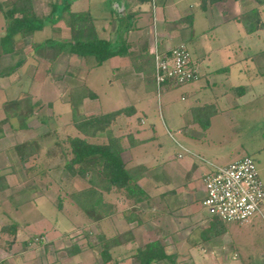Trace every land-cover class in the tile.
<instances>
[{"label": "rangeland", "instance_id": "1", "mask_svg": "<svg viewBox=\"0 0 264 264\" xmlns=\"http://www.w3.org/2000/svg\"><path fill=\"white\" fill-rule=\"evenodd\" d=\"M156 1L141 0L130 5L127 2L122 3V0H40L37 9L46 14H50L51 2L57 3L56 12H61L60 6L64 2L70 4L71 12L87 10L91 26L70 31V27L63 19L68 17L65 11L61 13L62 20L52 25L51 22L46 23L41 32L27 38L26 44L21 39L16 40L15 48L28 57L20 70L10 76L0 77V122L5 119L1 104L6 100L20 97L19 94L22 92L30 94L32 102L37 103V106L34 115L26 121L25 129L19 128L16 118H11L0 125L3 133V138L0 140V185L3 181L9 187L8 191L0 192V264H100L101 239H112L129 231L132 236L130 242L110 248L111 262L133 264L131 257L136 249L157 241L163 248L164 254L172 258L153 264H188L183 254L182 256L172 254L175 243H179L174 238L171 239L169 237L171 234L168 232L170 225L174 226L178 217L173 212L174 205H171L174 203L172 201L174 198L169 195L173 186L170 184L167 165L156 166L159 158L171 154L174 145L172 140L178 142L181 139L177 134L178 129H182L187 137L195 136L192 137L194 138L192 141H187L191 147H188L187 154L190 155L189 151L194 154V156L190 155V158L194 159L197 165H201L198 161L200 157L212 161L217 167H224L244 156H249L254 159L264 186V66L258 69L256 63H253L250 65L251 68L245 70L239 65L233 73L234 78L229 82L233 87H247L248 92L240 98L232 96L222 98L219 103L222 104L221 113L213 114L207 127L201 125L203 123H194L188 127L180 118L186 105H190L189 100L188 102L184 99L180 100V94L187 88L165 89L160 97L161 107L158 109L159 99H156V93L152 90V95L148 94L151 91L153 78L147 66H144V79L135 85H142L148 93L145 96L140 94L138 98L139 93L131 90L130 85L129 88H122V84L134 83L136 79L130 75L114 72L109 61L93 67L91 61L82 65L74 56L62 55L55 58L54 54L46 53L41 60L33 58L31 42H41L46 38L83 41L94 37H104L112 41L114 35L113 33L110 35L109 30L114 29L118 24H123L122 26L127 24L129 31H132L130 28L136 29L127 38L128 41L136 38L140 49L146 44L150 7L154 6ZM253 4L256 6L254 2ZM242 5L245 6L244 3ZM216 10L219 8H215ZM128 11L131 15L137 12L140 19L131 21L132 17L128 16ZM260 15L264 23V5L260 8ZM216 18L214 15L206 21L210 23ZM237 24L241 30L234 33V38H239L240 54L251 56L253 62L264 57V28L248 37L242 30V24ZM200 27L196 19V28L200 29ZM2 29L3 19L0 15V35L3 33ZM222 29H218L223 37L222 42L232 40V33L230 32L231 38L226 40ZM208 36L209 34L200 35L198 46H191L189 43V50L194 57L202 56L205 52L207 54L209 50L219 51L223 48L226 51L225 47L220 48L219 44H213ZM218 56L226 58L228 55L219 51ZM17 60L16 66L21 63L22 57ZM9 62L8 58L0 62V74L7 71ZM246 63L248 64V61ZM137 65L138 63L131 64L127 73L131 75L135 73ZM54 75H63L64 78L58 81L54 79ZM201 80L203 82L200 83L204 86L206 81ZM223 89H227V86ZM89 92L95 96V100H89L84 96ZM68 98L76 101L77 111L81 115L114 111L128 102L133 103L139 99L141 101L139 106L145 111L144 115L138 114L128 118L125 121L124 131H120L124 135L130 132L128 126L136 127L141 134H134L133 137L138 140L149 137L151 133L148 128L150 123L147 120L152 119L155 122L157 120L159 123L162 132L160 134L157 130L158 139L155 142L144 144L141 149L139 148L141 151L139 153L131 149L121 155L127 169L131 173L136 171L139 173L136 183L147 196L146 201L138 206L136 212L139 224L125 223L122 212L126 208L129 209V204L121 197L112 194L105 196V199L115 206L116 214L110 220L98 224L84 220L77 214L76 209L68 205L66 196L85 189L87 185L77 177H70L63 169L60 154L53 148L55 137L53 138L51 134L47 137L42 136L53 133L63 139L68 135H76L71 128ZM232 98V101L223 104L225 100ZM140 116L145 119L144 126L135 124L137 117ZM141 120L143 119L140 118V122ZM161 122L164 123V127ZM34 139L41 146L39 154L29 159L26 166H22L13 148L15 145ZM182 154L187 155L184 152ZM133 157L138 161L131 163ZM142 166L146 167L147 173L140 169ZM57 198L62 201L60 210L55 206ZM179 198H177L178 204L181 203L182 196ZM251 220L252 224L249 225H227L229 238L233 240V244L240 246L238 251L245 264H264V212L263 218L253 216ZM11 227H15L14 234L3 230ZM73 246L77 247L80 253L69 258L66 249Z\"/></svg>", "mask_w": 264, "mask_h": 264}, {"label": "trees", "instance_id": "2", "mask_svg": "<svg viewBox=\"0 0 264 264\" xmlns=\"http://www.w3.org/2000/svg\"><path fill=\"white\" fill-rule=\"evenodd\" d=\"M226 1L228 0H200V8L203 10L207 6ZM252 1L256 4L255 7L239 14L233 19L237 23L242 24V30L247 36L253 35L264 28V23L260 15V8L264 5V0ZM39 5L40 0H0V15L3 19V33L0 35V62L6 58L13 59L12 57L16 53L15 42L17 39L23 40L26 44L27 38L34 33L41 32L46 23L51 22L52 25L62 20L61 13L65 11H67L68 17L63 19H65L67 26L70 27V31L75 28L85 29L91 26L88 11L71 12L68 2L62 3V6H60L61 12H56L58 5L56 2H51L49 5L51 10L50 14L40 12V10L37 9ZM117 15H119V13ZM191 20V16H186L178 23L184 24L185 27L189 28L192 24ZM122 25L118 24L113 41L105 39L104 37H94L83 41L46 38L41 42H31L30 48L35 56L32 55L34 58H38V60L43 59L46 53H52L54 57L62 55L74 56L79 59L82 65L91 61L93 67L100 66L105 61L116 56H128L132 65L138 63L136 70H143V76L145 75L144 66L148 67L153 78L150 90L156 93L157 99L162 96L165 89L185 87L198 80L199 76L191 60L189 48L185 43H180L178 45H183L185 51L189 54V61L185 67V72L191 74L193 77L177 85L175 78H169L159 84V87L156 86L154 50H156L157 54H165L166 57L169 58L172 56L171 50L175 49L178 45L166 51H161L157 46L150 51L146 44L140 49L135 48L133 50L134 45L126 38V34L129 31V29H127L128 26L127 24L124 26ZM49 61L51 63L53 62L52 60ZM254 63H256L258 69L264 66V57H261V59L256 60ZM8 68L4 75L9 76L17 71L13 69V65H8ZM54 77V79L58 81L64 78L63 75H54ZM247 91L248 89L245 86L230 87L228 89L232 97H240ZM19 96L20 97L13 100H6L1 104L5 119L0 122V125L9 121L11 118H16L19 122V128L25 129V123L34 115L37 103L32 102L31 95L26 92L20 93ZM84 96L89 100L96 99L90 92L84 94ZM84 96H82L81 99H83ZM68 100L71 109V128L76 135H68L63 139L55 136L53 133L42 135L43 137H47L51 134L53 138L55 137L56 141L53 142V148L60 154L63 169L70 177H77L87 185L85 189L66 196L68 205L76 209L77 214L81 215L84 220L91 224H98L102 221L110 220L111 217L116 214L115 206L107 201L108 199H105V196L112 194L115 197H121L124 202L129 204V209L126 208L122 212L125 223L130 224L131 222H136L139 224L140 221L136 212L139 209L138 206L146 201L147 196L136 183V177L139 173L137 171L131 173V171L127 169V165L122 160L121 155L126 150L129 151L146 142H154L157 137L152 130L153 127L149 125L148 128L151 133L147 139L138 140L133 137L135 133L140 131L136 127L127 125L130 127V132L124 135L120 133L121 130L124 131L126 125L125 121L135 114L134 109L131 107L120 108L105 113L98 112L97 114L81 115L77 111L76 101L73 98H68ZM212 109L213 108L210 106L194 109L196 112L192 111L193 122L199 124L203 123L201 125L207 127L210 117L214 114ZM140 118L141 117H137L136 125H138ZM2 138L3 133L0 127V140ZM124 141L127 145H125L126 143ZM13 149L19 163L22 166H26L29 159L39 154L41 146L37 140L34 139L15 145ZM52 152L51 150V153ZM245 157L246 156L241 159ZM8 189L9 187L2 181L0 192L4 193L8 191ZM61 204V199L57 198V203L55 205L56 209L60 210L62 207ZM212 220L213 224L209 228V234L212 236L223 233L225 225L230 224L223 223L215 217H212ZM14 228L15 227L5 228L3 230H7L9 233L14 234ZM131 239L132 236L130 231L126 234H119L112 239H101L102 245L99 252L100 264H116L115 262H111L112 259L109 253L110 248L128 243ZM111 240L112 242H110ZM79 253V249L75 246L66 249V254L69 258ZM171 258L172 257L164 254L163 248L160 246L159 242L152 241L136 249L135 254L131 257V261L133 264H153L159 263L160 261H168L171 260Z\"/></svg>", "mask_w": 264, "mask_h": 264}, {"label": "crops", "instance_id": "3", "mask_svg": "<svg viewBox=\"0 0 264 264\" xmlns=\"http://www.w3.org/2000/svg\"><path fill=\"white\" fill-rule=\"evenodd\" d=\"M136 1L141 2V0H122V3L127 2V4L133 5L136 3ZM243 3L245 6L242 5ZM252 3V0H228L223 3L207 6L203 10L200 8V0H158V2H155L154 6L151 5L149 13L151 22L149 21L147 26L148 37L146 41V46L150 51L156 46L161 51H166L180 43H185L188 48L190 45L198 46L197 42L200 40L199 36L209 34L208 37L210 40H212L213 44H219L220 48H226V51L223 48L219 49V51L225 52V54L228 55L226 58H221L218 56L219 51L215 49L212 51L209 50L207 54L206 52L205 54L203 53L202 56L199 55L198 57H194L191 50H189L191 53V60L197 70L199 78L194 83L185 86L187 89L180 94V100L184 99L187 102L188 100L190 101V105H186L185 111L182 113V115H180L182 123L184 125L187 124L185 126L189 127L194 125L192 120V111L196 112L194 109L210 106L213 108L212 112H214L215 115L221 113L220 106L222 104L219 103L222 98L231 96L230 92H228V89L233 87V84L229 81L234 78L233 73L236 71V68H238L240 65L243 69L247 70L248 68H251L250 65H253L254 62L252 61L251 56H242L240 54L241 50L238 45L239 38H234V33L236 31L240 32L241 29H239L240 27L238 26L237 22L233 20L234 17L238 16L239 14L255 7L254 4L252 5ZM215 8H219V10L215 11ZM214 15L217 17L214 21L210 23L206 21L208 18L214 17ZM128 16L132 17L131 21L133 22L136 21V19H140L137 12H134L133 15H131L128 11ZM186 16L192 17V24L189 28L185 27L184 24L178 23L183 17ZM196 19L198 20V27H200L201 24L200 29L196 28ZM116 28L117 27L111 29L112 32L109 30V34L111 35L113 33L115 36ZM130 29L132 31L127 32L126 38L128 35L133 34V32L136 30L135 28ZM218 29H222L226 35V40L233 37L232 40L229 39L225 42H222L223 37H221V32ZM230 32L232 33V36L230 35ZM129 42L134 45L133 50L135 48L139 49L138 46H140V44L136 38ZM189 43L191 44L189 45ZM232 49L235 50L231 51ZM20 51L21 50L16 49V53L12 57L13 59H8L11 63L8 65H13L14 70L20 69L24 64L23 62H25L26 58L28 57V55L24 56V54H22ZM21 57V63L16 66L18 61L17 59ZM108 61L110 63L111 69L114 70V72L125 74L127 76L130 75L136 79L134 83L127 85L122 84V88H129L130 85L132 88L131 90L139 93L137 94L138 98L140 94L144 96L147 95L148 91L146 93L142 85H135L144 79V76H142V71L135 70V73H132V75L131 73H127V69L131 68V63L128 56H116L110 58ZM246 61H248V64ZM0 77L6 76L4 74H0ZM201 79L206 81L204 86H202V83H200L202 81ZM221 86H227V89H223V87L220 88ZM148 94L152 95V92L150 91ZM233 98L225 100L223 104L232 101ZM160 100L161 99L159 98L158 109L161 107ZM140 102L141 101L137 99L133 103L128 102L127 104L123 105L122 108L131 107L134 109V116L138 114L142 116L144 115L145 111L144 109L140 108ZM138 108L140 109L138 110ZM141 119L143 120H141V122L139 121L138 124H140V126H144L145 119L143 117H141ZM147 121L150 123L149 125L153 127L152 130L157 137L154 140L155 142L158 139L157 130L161 134L162 129L159 126L157 120L156 122L152 119ZM161 125L164 127V123L162 124L161 122ZM139 132L140 131L135 134L140 135L141 133ZM183 133L184 131L182 129L177 130V134L181 136V139L178 142L172 140L174 145H172L171 154H165L163 158H159V161L156 163V166H159L160 164L167 165V168H169V170L167 169V173H169L170 176V184L173 186V189L171 192H169V195L174 198L172 200L174 203L171 205H174L173 212L177 214L178 217L176 219L175 225H170L169 230L171 231L168 230V232L171 234L169 237L171 239L174 238L179 243H175V250L172 254L174 256H182L183 254L185 260H188V264H245L238 251L240 246L233 244V240H230L229 238L230 233L227 225H249L252 224L251 219L253 217L249 221L242 224L230 223L225 225L224 232L219 235L212 236L209 234V228L213 224V220L201 205L205 196L202 176L217 166H215L212 161H206L201 157L198 158V161L201 163V165H197L196 162H194V159L190 158V155L194 156V154L191 151H189L190 155L187 154V149L190 147L187 144V141H192L194 139L192 137L195 136L187 137ZM143 139L140 138L139 140ZM142 146H144V144L136 146V148L133 149V152L139 153V148L141 149ZM180 151H182V153H186L187 155L182 154ZM135 160L138 161V159L133 157L131 159V163ZM138 164L141 166L140 163ZM140 169L144 172L148 171L146 167L143 166L140 167ZM156 182H158V180H156ZM180 196H182V199L181 203L178 204L179 201L177 198ZM263 212L264 208L262 212L256 216L263 218ZM181 250H184V252Z\"/></svg>", "mask_w": 264, "mask_h": 264}, {"label": "built area", "instance_id": "4", "mask_svg": "<svg viewBox=\"0 0 264 264\" xmlns=\"http://www.w3.org/2000/svg\"><path fill=\"white\" fill-rule=\"evenodd\" d=\"M172 56L154 50L155 84L175 78L176 85L193 76L185 72L189 54L183 45L171 50ZM158 89V88H157ZM205 196L202 207L210 217L223 223L242 224L264 208V186L252 158L245 157L224 167H214L203 175Z\"/></svg>", "mask_w": 264, "mask_h": 264}]
</instances>
